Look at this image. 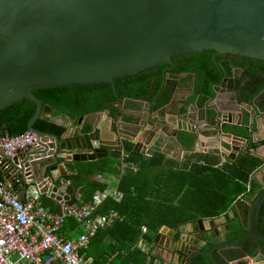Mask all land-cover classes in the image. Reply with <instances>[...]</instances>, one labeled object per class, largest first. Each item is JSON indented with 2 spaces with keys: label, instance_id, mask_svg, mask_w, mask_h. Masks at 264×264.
<instances>
[{
  "label": "water",
  "instance_id": "obj_1",
  "mask_svg": "<svg viewBox=\"0 0 264 264\" xmlns=\"http://www.w3.org/2000/svg\"><path fill=\"white\" fill-rule=\"evenodd\" d=\"M205 51L264 61V0H0V111L23 100L31 101L36 111L27 131L53 141L47 159L39 160L37 151L31 149L9 159L13 172L4 177L24 181L26 167L31 165L38 171L48 161L51 170L39 171L34 178L45 197L65 205L66 195L72 194L73 187L65 178L71 171L64 170L60 176V165L96 160L107 156L111 148L115 157L129 154L113 149L126 139L120 135L118 123L135 132L131 141L134 150L141 152L158 139L187 149L179 141V133L184 132L194 139L189 150L192 152L208 151L202 144L205 138L219 141L221 151L231 159L247 153L259 156L251 143L264 141L262 135H257L264 129V116L250 117L252 127L254 121L261 119L256 134L236 135L245 110L231 124L233 135L216 132L212 123L224 127L226 122L223 116L219 118L222 113L214 109L213 100L209 99L204 108L198 107L200 98L189 105L200 83H196V73L173 74V57H200ZM162 65L166 67L162 69L156 98L148 103L149 113L137 111L124 121L120 109L114 116L110 115L111 110L101 111L113 121L110 131L89 130L83 126L84 117L58 121L33 93L69 84H113L116 78ZM182 77L191 78V96H181L177 90L182 87ZM165 95L168 102L152 111L159 102L157 97ZM124 101H117L115 106ZM170 107L173 111L168 112ZM166 112L170 117H166ZM153 113L156 117H152ZM38 119L51 121L63 127L64 132L58 138L39 131L33 127ZM139 136L144 140H136ZM55 170L59 175L54 174ZM263 205L264 187L252 200L248 224L238 222L245 234L230 241L239 227L225 223L230 213L218 219L192 221L177 229L163 226L151 240L158 255L150 257V262L231 264L245 258L253 260L257 254L264 260V232L260 229ZM249 238L257 243L256 254L242 245Z\"/></svg>",
  "mask_w": 264,
  "mask_h": 264
},
{
  "label": "trees",
  "instance_id": "obj_2",
  "mask_svg": "<svg viewBox=\"0 0 264 264\" xmlns=\"http://www.w3.org/2000/svg\"><path fill=\"white\" fill-rule=\"evenodd\" d=\"M211 54L203 52L199 61L197 55L173 57V74L193 70L200 76L197 89L199 108H204L208 100L214 97L213 85L215 81H219V67L212 60ZM251 61L257 71L264 75V61ZM161 78L162 66H158L134 76L116 78L113 84H69L49 90H33V93L46 111L52 110V118L74 119L96 111H114L117 101L138 100L152 103L159 91ZM157 99V109L168 102L166 95L158 96ZM35 111L36 105L27 100L1 110L0 136L26 133ZM33 127L58 138L64 132L63 127L43 119H38ZM179 141L185 145L186 150H191L194 144L193 137L184 132L179 133ZM262 145L264 141L252 142L251 148L257 149ZM121 149L125 150L122 144ZM111 151L112 148L108 150L107 156L96 160L65 163L71 171L65 178L71 181L73 188L80 189L81 193L80 199L71 198L68 205L82 206L91 202L95 194L107 189L110 176L119 178L116 188L121 193V200L106 199L99 213L114 209L123 217V221L100 231L91 240L86 255L93 259V264H146L148 254L137 247L141 237L145 239L150 234L151 243L163 226L177 229L199 219L223 217L242 197L247 195L253 200L264 187L254 177L255 172L264 164V158L251 153L241 154L236 159L228 157L226 162L218 165L207 156L192 162L169 160L160 149H156L150 156H145L138 149L126 150L129 154L123 158L115 157ZM122 162L132 166H122ZM99 177H104L105 180L101 181ZM42 204L53 213L60 210L59 204L45 196L42 197ZM142 226L146 227L145 234L141 231ZM238 226L235 238L246 232L241 225ZM79 229V224L74 219H67L62 234L70 237L72 232ZM260 229L264 232V205ZM254 242L253 238H249L242 245L256 254L257 243ZM262 245L264 247V243Z\"/></svg>",
  "mask_w": 264,
  "mask_h": 264
},
{
  "label": "built area",
  "instance_id": "obj_3",
  "mask_svg": "<svg viewBox=\"0 0 264 264\" xmlns=\"http://www.w3.org/2000/svg\"><path fill=\"white\" fill-rule=\"evenodd\" d=\"M51 144L50 138L28 131L17 136H0V264H93V259L86 255L91 240L100 231L123 221L114 209L99 213L106 198L121 200L117 189L98 192L82 206L60 205L61 210L53 213L42 204L44 195L34 178L38 171L31 165L26 167L24 181L4 177L12 174L9 159L20 151H37L38 159L43 160L50 156ZM184 156V152L179 153L180 158ZM126 165L132 166L122 162V166ZM45 183L50 185L47 178ZM17 186L22 188L21 196L15 192ZM67 219L79 224V232H72L77 233L73 238L62 234ZM141 231L145 234L146 227L142 226Z\"/></svg>",
  "mask_w": 264,
  "mask_h": 264
},
{
  "label": "crops",
  "instance_id": "obj_4",
  "mask_svg": "<svg viewBox=\"0 0 264 264\" xmlns=\"http://www.w3.org/2000/svg\"><path fill=\"white\" fill-rule=\"evenodd\" d=\"M180 81H181L182 87H179L177 90L186 93V90L189 89L190 78L189 77H182L180 79ZM185 93L181 94V96L185 95ZM147 107H148V103L143 102V101L125 100L123 102V104L114 106V109H113L114 111H112L110 115L113 116L114 114L118 113L117 109H120V111H122V119L124 121H128V119H130L132 117L133 113H135L137 111L142 110L143 113L146 114V111L147 110L149 111V107H148V109H147ZM151 110L154 111L157 109L152 108ZM167 111L171 112V111H173V108L170 107L169 109H167ZM196 111L198 112V110H196ZM166 114H167V112H166ZM81 117H84L83 126H88L89 130L97 128V129H102V130H100L102 132H104V130L110 131L111 125L113 123L112 119H109L106 116V114H103L101 111H96V112H93V113H90V114H87V115H84ZM152 117H156L155 113L152 114ZM166 117H170V116H168V114H167ZM148 118H150V117H148ZM55 119H57V120L60 119L58 121H65L66 119H68V117H66V118L56 117ZM118 124H119L118 128L121 130L120 135L122 137L126 138V139L122 140V142H121V144L124 146V149L128 150V151L135 149V144L131 141L132 139H134V136H135L134 133L135 132H133L131 129H129L124 124H121V123H118ZM121 125L124 128L120 127ZM261 133L264 134V131H262ZM101 136H102V134H101ZM137 139L139 141H143L144 137L139 136V137H136V140ZM202 142H203L202 143L203 146L206 145L209 148L207 152H205L203 149H200L198 151H195L194 152L195 154H193L192 151L181 148V146H179L178 144H176L173 141L158 139L152 146L147 147L144 151H142V153H150L151 154L156 149H160L161 151L166 153V156L169 160L179 159V160L192 162V161H195L196 159H202L205 156H207L209 160L217 162L218 165H222L224 162L227 161L228 156L221 151V149H220L221 144L219 143V141H216L213 139L202 138ZM180 152H184L185 156L180 158L179 157ZM255 152L258 153L259 156L264 158V145L259 146L255 150ZM240 155L241 154H239L238 156H240ZM145 156H147V155L145 154ZM121 169H123V168L121 167ZM260 169L261 170L264 169V164L261 166ZM64 170H68L67 166L66 165L65 166L60 165V167H59L60 176H61V173L64 172ZM59 172H58V170H55L54 174L57 173V175H59L58 174ZM59 178L60 177H58L57 179L59 180ZM256 179L260 180V177H257ZM58 180H56V184H58ZM118 182H119V178H117L116 176H112V177L110 176L108 179L109 185L107 188L117 189L116 185ZM262 182L263 181H261V183ZM262 184H264V182ZM15 192L17 193V195L21 196L22 188L17 186V188L15 189ZM66 196L68 197V201L65 202V204H67L71 198L80 199L81 198L80 189L73 188L72 194L70 196L69 195H66ZM106 199H108V198H106ZM106 199H105V201H106ZM50 200H52V199H50ZM52 201H54V200H52ZM54 202L59 204L57 201H54ZM251 203H252V197L247 196V195L242 197L238 202H236L232 206L230 211L227 213V214L230 213V216H228V219H226L225 223L226 224H229L232 222L237 223V221L240 220L242 223H245L247 225L248 220H249V211H250ZM59 207L61 210L60 204H59ZM56 213H58V212H56ZM234 239H235V237H232L231 239L229 238L228 241L234 240ZM137 247L141 248L143 252L148 254L146 264H152V262H150V257L158 255V250L153 248L152 243H149V245H147L144 242V238L141 237L137 243ZM256 257L257 258H255L253 260L245 258L242 261H232L231 264H249V263L250 264H264V260H261V258H259L260 257L259 255H257ZM153 264H154V262H153Z\"/></svg>",
  "mask_w": 264,
  "mask_h": 264
},
{
  "label": "flooded vegetation",
  "instance_id": "obj_5",
  "mask_svg": "<svg viewBox=\"0 0 264 264\" xmlns=\"http://www.w3.org/2000/svg\"><path fill=\"white\" fill-rule=\"evenodd\" d=\"M211 52L212 60L217 63L219 67L218 77L219 81H215L213 85L214 97L212 98V103L215 104V110L220 111L222 115H219V118L224 117L226 123L224 127H220L219 124L212 123V128L215 131L224 134V135H233V124L242 111H246L244 114L243 120H241V126L237 128L236 135L239 136H247L248 134H256L258 133L257 124L261 123V119H258L257 123L254 121L253 127L251 124V115L263 117L264 116V75L262 72L257 71V67L254 65L251 59L244 56H240L238 54H217L215 51H206ZM203 53L200 55V57ZM198 57V60L200 59ZM243 64V65H242ZM166 66L162 65V69ZM174 72V70H173ZM188 72H182L189 73ZM191 72L196 73V83L200 82L198 73L196 71L191 70ZM191 80V78H190ZM189 82V81H188ZM200 84V83H199ZM197 85L194 98L189 101V105L195 103L197 98V89L199 87ZM192 87L186 90L185 92L178 91L179 94H186L187 96H191ZM190 92V93H189ZM252 101H254L252 103ZM245 104H250V107H246ZM155 108V107H154ZM157 109V108H155ZM104 111V110H103ZM112 111H110L111 114ZM146 113H149L147 110ZM115 115V114H114ZM113 115V116H114ZM79 118V117H77ZM149 119V118H147ZM259 125V124H258ZM263 131V130H262ZM262 131L257 135H262ZM245 133L244 135H240V133ZM101 136V133H98ZM255 135V137H257ZM115 150H120L121 146L113 148ZM228 158V157H227ZM51 170V163L46 161L42 165H40L39 171L49 172ZM231 225H237L238 223H229ZM238 230V228L236 229ZM235 230V231H236ZM237 236V233H236ZM238 238V237H237ZM236 239V238H235ZM253 243V242H252ZM255 243V242H254ZM154 248V247H153ZM264 248V247H263ZM156 249V248H154ZM258 255V254H257Z\"/></svg>",
  "mask_w": 264,
  "mask_h": 264
},
{
  "label": "rangeland",
  "instance_id": "obj_6",
  "mask_svg": "<svg viewBox=\"0 0 264 264\" xmlns=\"http://www.w3.org/2000/svg\"><path fill=\"white\" fill-rule=\"evenodd\" d=\"M263 136H264V134H263ZM260 168H261V167H260ZM260 168L255 172L254 177H256V178H257V177H260V181H263V182H264V169L261 170ZM263 182H262V183H263ZM76 232H79V231H76ZM76 234H77V233L73 234V235L70 236V237L73 238V237L76 236ZM150 238H151V235L149 234L148 237L144 239V242H145L147 245H149V243H150V240H149Z\"/></svg>",
  "mask_w": 264,
  "mask_h": 264
}]
</instances>
